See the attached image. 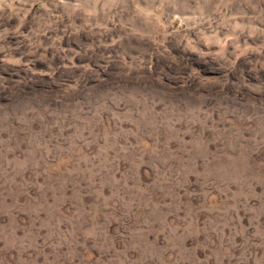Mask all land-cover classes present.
<instances>
[{"label": "rangeland", "instance_id": "obj_1", "mask_svg": "<svg viewBox=\"0 0 264 264\" xmlns=\"http://www.w3.org/2000/svg\"><path fill=\"white\" fill-rule=\"evenodd\" d=\"M0 264H264V0H0Z\"/></svg>", "mask_w": 264, "mask_h": 264}]
</instances>
